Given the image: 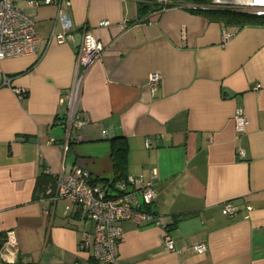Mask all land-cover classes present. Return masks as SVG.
<instances>
[{
  "label": "crops",
  "instance_id": "1",
  "mask_svg": "<svg viewBox=\"0 0 264 264\" xmlns=\"http://www.w3.org/2000/svg\"><path fill=\"white\" fill-rule=\"evenodd\" d=\"M15 1L43 42L38 55L0 62V234L13 232L16 241L12 261L0 264H102L80 247L92 224L66 214L65 202L52 208L40 198L56 175L77 166L95 183H113L115 137L127 142L126 175L157 173L147 210L175 243L169 251L153 221H124L123 262L264 264V26H229L188 7L212 0L62 3L71 32L90 31L104 45L79 86L78 108L90 126L71 129L67 139L63 95L78 46L75 39L45 43L64 31L56 5ZM223 31L232 36L225 40ZM151 74L159 76L154 91ZM238 108L249 120L239 139ZM227 204L236 207L231 217ZM199 243L206 249L197 254Z\"/></svg>",
  "mask_w": 264,
  "mask_h": 264
},
{
  "label": "built area",
  "instance_id": "2",
  "mask_svg": "<svg viewBox=\"0 0 264 264\" xmlns=\"http://www.w3.org/2000/svg\"><path fill=\"white\" fill-rule=\"evenodd\" d=\"M163 2L165 0H159ZM38 4V1H32ZM43 4L56 5L59 8L58 16L63 23L62 33H51L46 39L48 44L53 40L64 43L66 40H74L75 34L71 32L68 12L61 10V4L65 8L70 7V0H42ZM192 10H209L215 8H232L243 12L264 15V0H212L210 3L189 4ZM151 17L141 20L146 22ZM100 26L107 27L110 22L103 20ZM232 35L223 31V38L229 39ZM42 38L38 34L33 18L28 16L16 3L15 0H0V62L5 59L38 55L41 53ZM104 45L90 31L81 32L80 43L77 47L75 74L71 86L63 95L66 104L65 121L63 128L69 139L70 130L78 131L90 126V120L83 116L78 108L79 86L83 76L103 56ZM158 74H151L148 86L151 91L156 89ZM3 83L9 84V79L3 76ZM19 96L25 94V90L15 88ZM235 138H240L246 133L249 124L248 117L242 108L236 109L234 113ZM149 146V141H145ZM65 154L67 142L61 146ZM239 157L244 158L245 152L241 147L236 148ZM157 173L152 170L148 178L142 176L127 175L123 180L111 183H95L91 180L88 170L77 166L69 174L59 173L55 176L53 188L45 191L41 201H47L53 208L57 201L66 203L64 212L66 214L79 213L81 217L92 224V231H86L80 247L91 252V258L102 264H128L120 259L119 242L122 237V223L132 221L135 224L153 221L155 225L162 228V237L165 247L169 251L175 250V243L170 237L167 228L161 221L145 210L151 205L156 193L154 190V179ZM225 210L229 217L236 213V207L227 204ZM46 212V211H45ZM16 241L13 232L6 233L5 241L0 248V258L10 263L15 254ZM206 249V244L199 243L193 246L194 252L200 254Z\"/></svg>",
  "mask_w": 264,
  "mask_h": 264
},
{
  "label": "trees",
  "instance_id": "3",
  "mask_svg": "<svg viewBox=\"0 0 264 264\" xmlns=\"http://www.w3.org/2000/svg\"><path fill=\"white\" fill-rule=\"evenodd\" d=\"M200 2V1H199ZM148 7L144 5L141 9ZM210 18L222 22L225 25L244 27V26H264V15H257L254 13L243 12L232 8H215L203 10ZM112 161L116 174V180H123L127 177L125 173L126 157H127V142L123 137H115L112 140ZM105 182L104 180H102ZM107 182V181H106ZM112 184V182H111ZM148 206L145 207V210ZM148 211V210H147ZM6 235L0 234V248L5 241Z\"/></svg>",
  "mask_w": 264,
  "mask_h": 264
},
{
  "label": "water",
  "instance_id": "4",
  "mask_svg": "<svg viewBox=\"0 0 264 264\" xmlns=\"http://www.w3.org/2000/svg\"><path fill=\"white\" fill-rule=\"evenodd\" d=\"M80 38H81V34H76V35H75V44H76V46L79 45V43H80Z\"/></svg>",
  "mask_w": 264,
  "mask_h": 264
},
{
  "label": "snow or ice",
  "instance_id": "5",
  "mask_svg": "<svg viewBox=\"0 0 264 264\" xmlns=\"http://www.w3.org/2000/svg\"><path fill=\"white\" fill-rule=\"evenodd\" d=\"M258 2H259V0H258Z\"/></svg>",
  "mask_w": 264,
  "mask_h": 264
}]
</instances>
